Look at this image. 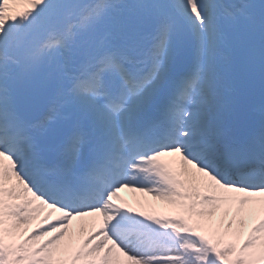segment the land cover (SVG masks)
Returning <instances> with one entry per match:
<instances>
[{
  "label": "snow or ice",
  "instance_id": "obj_1",
  "mask_svg": "<svg viewBox=\"0 0 264 264\" xmlns=\"http://www.w3.org/2000/svg\"><path fill=\"white\" fill-rule=\"evenodd\" d=\"M0 264H264V0H0Z\"/></svg>",
  "mask_w": 264,
  "mask_h": 264
},
{
  "label": "rangeland",
  "instance_id": "obj_2",
  "mask_svg": "<svg viewBox=\"0 0 264 264\" xmlns=\"http://www.w3.org/2000/svg\"><path fill=\"white\" fill-rule=\"evenodd\" d=\"M119 195L127 205H130L137 209L144 207V210L152 212L157 215H170V214H175L178 211V209L174 205L168 204L167 202L164 201L154 200L152 196L146 193L124 189L121 191ZM145 202H147V204L151 206L150 207L145 206ZM218 220H219V214L217 213V216L213 218V221H218ZM85 221H86L85 227L86 228L90 227L91 218H85ZM203 224H204L203 230L207 234H211L210 221L205 219L203 221ZM75 226H76V222L74 221L73 230H76ZM224 239L228 240L231 239V237L225 236Z\"/></svg>",
  "mask_w": 264,
  "mask_h": 264
}]
</instances>
